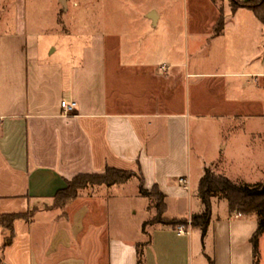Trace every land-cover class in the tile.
I'll use <instances>...</instances> for the list:
<instances>
[{
    "label": "crops",
    "instance_id": "0c3cea01",
    "mask_svg": "<svg viewBox=\"0 0 264 264\" xmlns=\"http://www.w3.org/2000/svg\"><path fill=\"white\" fill-rule=\"evenodd\" d=\"M180 2L85 0L77 6L80 30L63 34L74 38L72 48L56 58L58 48L39 51L40 3L34 17L27 0H0V216L35 211L14 222L4 264H138L137 245L149 239L144 264H254L257 217L231 216L218 199L205 238L199 229L179 234L164 225L144 235V222L156 215L149 205L137 236L127 223L110 227L104 186L83 190L65 210L52 208L67 181L107 168L136 173L147 191L157 186L166 197V218L188 221L203 211L198 186L206 169L235 184L264 181V24L249 8L209 1L215 14L207 20L208 35L193 34L183 44L172 10ZM63 11H70L69 0ZM203 46L207 60L199 61ZM62 102L76 107L66 113ZM206 116L246 126L224 139L221 171L205 164L193 188L190 128ZM251 121L260 129L250 128ZM237 134L235 146L230 139ZM238 164L256 170L253 180L236 171ZM5 236L0 227V249ZM259 252L264 264V234Z\"/></svg>",
    "mask_w": 264,
    "mask_h": 264
},
{
    "label": "rangeland",
    "instance_id": "374dc122",
    "mask_svg": "<svg viewBox=\"0 0 264 264\" xmlns=\"http://www.w3.org/2000/svg\"><path fill=\"white\" fill-rule=\"evenodd\" d=\"M30 10V15L36 16V11L34 10L35 4L40 3V11L42 24H39L40 28V39H39V51L42 55H47L51 50L58 48L55 57H60L65 54V51L72 48L70 47V42L72 43L74 38H68L64 33H75L80 30V18L79 11L77 9L78 5H81L85 0H69L70 11L64 12L62 6L58 4L59 0H27ZM212 1L218 7L226 9L227 6L232 9L239 8L238 4L232 0H181L177 4L175 9L176 15L179 18L180 31L182 33L183 44L188 42L191 43V36L193 34H198L202 36L208 35L209 24L207 20L215 14V9L211 6ZM258 2H264V0H258ZM56 9L54 12L55 16L50 15V7ZM48 8V9H47ZM47 11V12H46ZM197 16L200 23L195 24L192 21V17ZM31 17V16H30ZM48 18V19H47ZM205 38V37H204ZM203 38V39H204ZM68 39V40H66ZM207 46H203L200 49V55L197 57L200 60L206 61L207 57ZM203 64V63H202ZM201 66V64H200ZM205 96V95H204ZM206 97V96H205ZM207 107V105H206ZM206 107L203 110L207 111ZM243 120L235 118H220L218 120H212L209 116L197 121L196 126L194 122L190 128L191 135V180L193 188L199 181L202 175L203 168L205 164H213L212 169L215 171H221L219 163L222 161V146L224 145V139L229 141V133L234 130H242L245 128ZM252 124V126H251ZM253 124H255L253 126ZM241 126V127H240ZM248 126L252 129H260V124L258 121H251ZM240 127V128H239ZM237 128V129H235ZM261 128H264V122H261ZM230 143L236 144L238 146L241 144L239 134L235 137H231ZM252 143L258 147L262 145L261 139L256 137L253 139ZM264 144V143H263ZM236 171L242 174L243 178L247 181L253 180L256 176V170L251 169L250 166L238 164ZM98 187L89 188L97 190ZM102 193L105 194L102 197V201L107 204V211L105 216V221L110 223V227L114 228L117 224L120 226L122 223H127V225L132 229L134 235H138V227L142 220H145L149 215L147 214L146 207L149 205L150 212H155L154 206L151 204L150 200L144 198L140 195L139 190V180L137 178L129 181L125 186L109 190V188L102 187ZM113 194V195H112ZM48 208V207H46ZM35 211L32 210L28 216L32 215ZM167 216H171L167 214ZM191 220V219H190ZM137 230V231H136ZM137 233V234H136Z\"/></svg>",
    "mask_w": 264,
    "mask_h": 264
},
{
    "label": "trees",
    "instance_id": "16d2710c",
    "mask_svg": "<svg viewBox=\"0 0 264 264\" xmlns=\"http://www.w3.org/2000/svg\"><path fill=\"white\" fill-rule=\"evenodd\" d=\"M239 7L249 8L264 24V2L258 0L242 3L237 0H232ZM235 10V9H233ZM224 26V18L219 19L215 34L221 33ZM134 178H138L142 197L150 200L156 210V215L149 221L144 222L142 232L148 236L147 228L154 225L173 226L187 225V219H168L166 218V197L163 195L157 186L151 191L144 188V180L138 177L132 171H124L116 168H107L103 173L99 174H80L73 179L67 181V188L59 191L53 201L52 208L65 210L74 200H76L80 192L89 188L95 187H113L125 185ZM198 197L201 200L203 211L200 214L191 217V227L199 229L202 232V238H205L212 217V200L218 199L225 201L228 204L229 214L231 216H256L258 228L252 237L254 264L259 262V240L264 234V181L256 184H235L222 174H216L211 169H206L204 176L201 178L198 186ZM151 206H149L150 209ZM26 215L5 214L0 216V227H2L6 236L3 246L0 249V264H4L2 254L12 245L15 232L14 222L19 219L27 220ZM150 243L142 242L137 245L138 264H144V248Z\"/></svg>",
    "mask_w": 264,
    "mask_h": 264
},
{
    "label": "built area",
    "instance_id": "2783aa9c",
    "mask_svg": "<svg viewBox=\"0 0 264 264\" xmlns=\"http://www.w3.org/2000/svg\"><path fill=\"white\" fill-rule=\"evenodd\" d=\"M169 67L167 66H162L160 67V70L163 72V73H166L168 71ZM62 108L65 110L66 113H69V112H72L75 107H76V103L72 102V103H66V102H62L61 104ZM181 183H187V180L185 179H181L180 180ZM191 228V221H188V224L187 225H177L176 226V231L179 233V234H187L188 233V229Z\"/></svg>",
    "mask_w": 264,
    "mask_h": 264
},
{
    "label": "water",
    "instance_id": "95a60500",
    "mask_svg": "<svg viewBox=\"0 0 264 264\" xmlns=\"http://www.w3.org/2000/svg\"><path fill=\"white\" fill-rule=\"evenodd\" d=\"M59 3H60V5L62 6V8L64 10L67 9V7H68V0H59Z\"/></svg>",
    "mask_w": 264,
    "mask_h": 264
}]
</instances>
